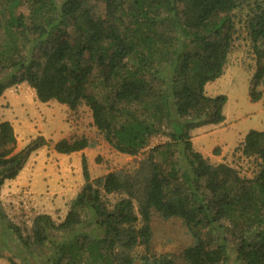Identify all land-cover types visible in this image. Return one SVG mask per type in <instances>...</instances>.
Segmentation results:
<instances>
[{"label": "trees", "instance_id": "16d2710c", "mask_svg": "<svg viewBox=\"0 0 264 264\" xmlns=\"http://www.w3.org/2000/svg\"><path fill=\"white\" fill-rule=\"evenodd\" d=\"M25 8L26 13L17 12ZM243 34L254 60L250 101L264 97V0H0V95L21 83L36 99L70 111L86 107L96 132L128 167L90 177L55 221H14L0 201V257L8 264H264V130L236 147L252 158L251 176L197 151L191 133L224 120L226 96H209ZM38 135L16 148L0 121V192ZM85 135L61 138L62 154L94 147ZM216 151V149H214ZM153 216L178 218L192 241L155 253ZM7 251V254L4 252Z\"/></svg>", "mask_w": 264, "mask_h": 264}, {"label": "rangeland", "instance_id": "374dc122", "mask_svg": "<svg viewBox=\"0 0 264 264\" xmlns=\"http://www.w3.org/2000/svg\"><path fill=\"white\" fill-rule=\"evenodd\" d=\"M17 12L26 13V9L24 7L18 8ZM243 36V34L241 36L234 35L233 47L228 54L223 74L215 80L206 83L204 88L205 93L209 96L219 94L226 96V102L222 109L226 117L225 126L222 128H213L210 125L203 127L204 131L196 140V146H198L197 142H200L205 149H210L223 141L226 144L225 149L228 151L249 130H264V108L262 107L264 106V100L252 102L248 96V82L254 68V60L248 43ZM15 88L17 90H12L13 95L22 94L25 97V102H21V107L17 105L16 100H14L12 105V108H16L13 120L16 148L24 147L30 140L41 135L46 139L47 144L42 146L43 150L40 152L55 154L56 152L53 150L52 145L59 139L73 135H85L91 141L96 142L94 147L88 149L94 160H92L89 167L92 177L122 167H128L144 157L151 146L166 140L165 135H156L151 138L149 145L136 156L119 153L96 132L95 127L91 123L90 112L86 107L81 106L77 111H70L65 105L56 101L38 104V107H33V101L36 102L37 100L34 90L25 83H21ZM7 106L9 107L8 103ZM8 107L0 106V121H11L12 115L7 112ZM59 156L67 159L66 154H59ZM73 158L71 159L73 160ZM227 161V163L237 168L241 175L249 177L254 173L255 165L253 159L244 158L236 149H234ZM41 174H43V171L40 169L38 170L35 184L37 189H35L33 195L38 201H40L39 194H43L44 190L41 189L44 188L41 182ZM17 204L18 201L6 203V205L15 207L14 211L7 212L10 218L12 215L17 216ZM60 215L62 216V213L59 212L51 217L57 222L62 219ZM30 217L27 216V219ZM15 221L19 222L21 220L16 218ZM151 232V246L155 253L164 251L179 252L192 241L190 234L178 218L164 220L158 216H153ZM4 254H7V251ZM0 264L8 263L0 258Z\"/></svg>", "mask_w": 264, "mask_h": 264}, {"label": "crops", "instance_id": "0c3cea01", "mask_svg": "<svg viewBox=\"0 0 264 264\" xmlns=\"http://www.w3.org/2000/svg\"><path fill=\"white\" fill-rule=\"evenodd\" d=\"M11 88L6 89L0 95V106L8 107L7 103L9 104L7 112L12 115L10 118L11 121L9 122L11 123L15 132L13 120L14 111L16 108H12V105L14 100H16L17 105L21 107V102H25V97L22 94L13 95L12 90L16 91L17 88ZM263 98L264 97L256 102L263 101ZM33 102L34 103L32 106L38 107L40 104H47L50 101L42 103L36 100V102ZM262 107L264 108V106ZM225 121L226 117L224 115V120L222 122L210 126L213 128H222L225 126ZM203 127L205 126L199 127L192 131L191 141L193 147L213 162H228V158L231 157L234 149L239 146L245 135L242 136L240 140H238V142L234 144V146L228 151H226V144L223 141L213 148L205 149L202 146L203 144L200 142H197L198 146L195 145L199 135L204 131ZM88 149H91V147H86L80 151L68 153L66 154L67 159L60 157L59 154L62 153L58 154V152H56L54 149L53 150L56 152L55 154L51 152H40L43 150L42 147L32 152L26 160L23 168L19 171L18 175L11 180H6L1 188L0 201L4 209L6 208V213L14 211L15 209L13 205H6V203L18 201L17 216L12 215L11 219L15 221L16 218H19L20 220H28V222H30L35 214L45 213L49 214L50 216H55L59 212L62 213V216H60L63 218L67 212V205L69 201L76 195L84 182L81 170L82 156H84L86 159L87 168L90 174L89 167L91 166L93 158L91 152H88ZM214 149H216V151H214ZM39 154H41V156H39ZM72 157H74L73 160L71 159ZM40 169L43 171V174H41V182L43 183L44 187L41 189L44 190L42 192L43 194H39L40 201H38L33 195L35 193V189H37L35 184L37 181L38 170ZM90 177H97V175L92 177L90 174ZM27 216L31 217L27 219ZM1 259L8 263L6 259Z\"/></svg>", "mask_w": 264, "mask_h": 264}]
</instances>
